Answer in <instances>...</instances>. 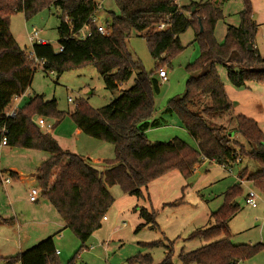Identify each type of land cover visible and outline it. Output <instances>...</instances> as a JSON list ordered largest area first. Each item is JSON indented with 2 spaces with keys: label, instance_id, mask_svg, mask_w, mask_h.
Instances as JSON below:
<instances>
[{
  "label": "trees",
  "instance_id": "16d2710c",
  "mask_svg": "<svg viewBox=\"0 0 264 264\" xmlns=\"http://www.w3.org/2000/svg\"><path fill=\"white\" fill-rule=\"evenodd\" d=\"M176 1L115 0L119 15H112L111 23L107 22L110 35L103 37L92 23L99 11L97 0H0V142L5 129L8 147L49 154L36 175L42 198L54 207L65 227L82 245L101 229L114 203L108 187L118 185L126 194L140 198L142 190L150 183L172 172L188 178L203 161L229 168L238 160L241 162L242 157H248L259 164L260 171L249 175L244 169L239 178L264 190V133L258 123L242 115L236 117L234 134L239 135L250 150L229 138L226 128L215 123L232 109L217 66L227 70L229 82L237 88L245 87L247 82L264 84V58L255 46L258 27L253 20L251 1L243 0L240 24L228 26L222 44L215 37L216 24L223 18L219 6L232 0L192 2L185 7H179ZM53 6L61 10L57 34L62 52L49 44L33 46V53L44 62L46 73L61 77L69 70L93 65L110 92L119 91L135 73L133 86L121 90L118 98L107 106L94 110L81 101L71 114L83 134L114 146L115 158L102 161L105 165L102 171L90 160L62 149L52 135L36 125L35 118L62 117L55 100L45 101L43 96H35L13 116L7 117L14 98L29 89L36 71L34 61L11 36V17L23 13L29 20ZM161 23L166 24L165 30H158ZM84 28H88L91 35L82 40L77 34ZM189 29L194 30L200 55L187 66L190 77L185 93L170 100L163 113L175 115L197 147L178 138L153 144L146 132L164 124L162 119H154L155 98L161 85L157 74L184 50L180 36ZM132 32L144 33L155 61L154 73H147L131 53ZM11 177H17L16 173H10ZM239 185L224 194V204L212 214L215 225L195 233L208 244L182 254V264H239L264 247L232 243L228 223L241 209L236 201L243 195ZM140 214L146 225L156 226L155 215L145 209ZM0 222L9 224L11 220L0 218ZM56 251L54 238L50 237L22 253L7 258L0 256V263L60 264ZM135 259L150 263L149 256ZM69 264H73V260ZM162 264H173L171 253Z\"/></svg>",
  "mask_w": 264,
  "mask_h": 264
},
{
  "label": "rangeland",
  "instance_id": "374dc122",
  "mask_svg": "<svg viewBox=\"0 0 264 264\" xmlns=\"http://www.w3.org/2000/svg\"><path fill=\"white\" fill-rule=\"evenodd\" d=\"M201 1L208 0H177L176 3L179 7H185L192 2ZM250 1L253 20L258 27L255 46L259 55L264 58V0ZM97 3L99 7L96 15L97 25L106 27L111 23L113 14L119 15V9L115 0H97ZM219 7L223 18L216 24L215 37L218 43L222 44L228 26H239L244 1L223 2ZM60 15V8L54 6L42 10L29 20H26L23 13H18L11 17L9 31L20 49L27 54L32 53L33 45L28 41V34L33 28L39 31L41 40L46 41L58 51L57 29L60 25ZM143 36L144 33L132 32L129 49L147 73H154L155 61ZM194 38L193 29L181 35L180 41L184 50L165 64L163 69L167 71L168 82L160 85V92L155 98L157 111H164L170 100L185 93L190 77L187 66L194 63L200 55L199 44L194 41ZM217 70L232 103V109L215 123L226 128L229 138L241 142L250 150L246 142L239 135L234 134L236 117L242 115L256 121L264 133V84L247 82L245 87L237 88L229 82L227 70L223 66H217ZM134 79L135 73L119 91L110 92L106 90L97 68L93 65L69 70L61 77L53 72L46 73L39 66L33 74L31 86L24 93L23 99L13 100L8 113L12 112L16 106H23L35 96H43L45 101L55 100L57 110L62 113V117H43L52 129L42 131L52 133L64 150L91 160L95 168L102 171L105 168L102 161H111L115 158L114 146L83 134L77 129L71 114L81 101L86 102L94 110L107 106L118 98L121 90L132 87ZM159 115L164 119V124L152 129L151 133H147L151 143H168L178 138L193 148L197 147L196 142L175 115L162 114V112ZM37 119L35 118V121ZM75 131H79L77 135ZM27 150L21 147L3 148L0 151V170H8V165L12 164L29 168V160L27 156H24L27 155ZM33 153L30 155L49 157L46 152ZM241 160L240 164L229 168L207 160L203 161L188 178L179 172H172L150 183L147 189L142 190L143 196L140 198L126 194L118 185L108 187L114 203L106 214V220L102 221L101 229L95 232L84 245L70 229L62 230L54 237L56 249L61 254L60 264H69L71 260L73 264H145L135 259L139 256H149V264H162L169 253H171L173 264H182L180 258L182 254L194 252L208 244L204 238L195 233L215 225L212 214L224 204V194L239 185L237 181L239 173L244 169L249 175L260 171L256 161L248 157H242ZM229 170H232V175ZM8 177L10 178V174L6 173L5 178ZM10 185H13L12 198L21 200L18 208L23 211V215L19 213L18 216L19 220L25 224L28 208L31 207V204L28 206L25 200L27 187L12 184V179ZM10 185L7 187H11ZM239 186L243 190V195L236 201L241 209L228 223L232 243L236 246L258 248L264 245V190L248 181L245 185ZM249 189L254 190L259 196L257 208H252L245 203V196ZM5 197V191L0 187V200L6 203ZM46 201L40 198L41 203ZM6 207L9 206L0 205L3 210ZM142 209L155 215V227L146 225L140 214ZM142 225L145 226L140 228ZM15 226L11 225L14 228L13 231V228L0 225V246L10 255L20 252L19 235ZM36 228L38 227L33 225L19 230L21 237L33 236L32 233L37 231ZM38 242L40 241H32L28 247H23L24 251ZM239 264H264V247L245 257Z\"/></svg>",
  "mask_w": 264,
  "mask_h": 264
},
{
  "label": "crops",
  "instance_id": "0c3cea01",
  "mask_svg": "<svg viewBox=\"0 0 264 264\" xmlns=\"http://www.w3.org/2000/svg\"><path fill=\"white\" fill-rule=\"evenodd\" d=\"M160 112H162V114H163L162 110L157 111L154 119H156V120L162 119V121H164L162 116L159 115ZM152 129H156V128H152ZM152 129L148 130L146 132V134L151 133ZM75 132H76L75 135H77V133L79 131H75ZM49 134L55 137V135H53L52 133H49ZM196 146H197V144H196ZM3 148H5V147H3ZM3 148H0V151H2ZM33 152H35V150H27V155H24V156H27V158L29 160V163H30V164H28L29 168L20 167V166H17L15 164H12V165H8V170H2L5 174L6 173L7 174L16 173L17 177H15V178L11 177L12 184L15 183V184H20V185L27 187V195L25 197V200H26V202H28V206H29V204H31V207L28 208V210H29L27 213L28 217L25 219V224H23V222H21L19 220V216H18L19 213H21L23 215V211L18 208V205H20L21 200H18V199L15 200L12 198L13 185L9 184L11 187H7L8 185H3L0 182V187H1V189H3V191H5V195H6V197H5L6 203H5V201L0 200V202H2V204H0V205L2 207L5 204L7 206H9V207L4 208L5 210H3V208H0V218L3 220H11V223H9L8 225L6 223H3V222H0V225L8 226L10 228H13V227H11V225H13V226L16 225L15 229L19 235V246H18L19 251H20L19 253L24 252L23 247H28V245H30V243H32V241L33 242L34 241H42V240H44L46 238H50V237L54 238L57 235H59L62 230L67 229L65 227L63 221L61 220L60 216L58 215L57 211L54 209V207L48 201L42 202V203L40 202V198L42 197V192L40 193V197H39L37 202L32 203L29 200V195H30L31 189L38 188L41 191L40 187L37 184L36 175H37L38 168L40 167L42 162H44L47 159L44 157L41 158L37 155H35V156L30 155V154H34ZM92 163H94V162H92ZM0 168H1V165H0ZM33 225H36L38 227V228H36L37 231L32 233V234H34L33 236H35V238L32 235H28V237H24V236L21 237L22 234L20 233L19 230H23V229L27 228L28 226H33ZM13 231H14V228H13ZM54 243H55V241H54ZM55 248H56V246H55ZM0 256L7 258V257H11L14 255L8 254L0 246ZM59 256H61V254ZM0 264H4V263H0Z\"/></svg>",
  "mask_w": 264,
  "mask_h": 264
},
{
  "label": "built area",
  "instance_id": "2783aa9c",
  "mask_svg": "<svg viewBox=\"0 0 264 264\" xmlns=\"http://www.w3.org/2000/svg\"><path fill=\"white\" fill-rule=\"evenodd\" d=\"M22 1V0H21ZM92 23L94 25L97 26L98 28V31L99 33L103 36V37H108L110 35V29L106 26V27H103V26H98L97 25V18L94 17L92 19ZM167 28L166 24L164 23H161L159 26H158V30H165ZM91 34L89 32V29L88 28H84L83 30H81L77 36L84 40L86 39L87 37H89ZM28 41L31 45L35 46V45H46L47 42L44 41V40H41L39 38V31L36 30L35 28L32 29V31L28 34ZM58 52H62V49H58ZM29 58L31 59V61H34L35 63V66L36 68L37 67H42L43 69V65H44V62L43 61H40L38 60L34 53H33V47H32V53L31 54H28ZM157 77H158V80L160 82V84H165L168 82V75H167V71L164 70V69H160L158 74H157ZM24 97V94H20L19 96L15 97L14 100H21L23 99ZM71 102V100H69ZM19 107L16 106L14 109H12V112L10 111L9 113L7 112V117H10V116H13L14 115V112L18 109ZM36 125L41 129V130H51L52 129V126L47 124L46 121L40 117L38 118L36 121H35ZM2 133H3V137H2V140L0 142V148H3V147H7L8 146V141H7V137L5 136L7 134V131L5 129L2 130ZM240 163V160L237 161V164ZM230 174L232 175V170H229ZM237 181L240 185H245L246 181L245 180H242L239 178V176L237 177ZM0 182L3 184V185H9L11 183V179L8 177V178H5V173L3 171L0 170ZM40 193L41 191L38 189V188H33L31 189L30 191V195H29V200L32 202V203H35L38 201L39 197H40ZM258 201H259V196L257 195V193L252 190V189H249V192L246 194L245 196V203L246 205L248 206H251L252 208H257L258 207ZM104 220H106V217L104 218ZM56 255H60V252L59 251H56Z\"/></svg>",
  "mask_w": 264,
  "mask_h": 264
},
{
  "label": "water",
  "instance_id": "95a60500",
  "mask_svg": "<svg viewBox=\"0 0 264 264\" xmlns=\"http://www.w3.org/2000/svg\"><path fill=\"white\" fill-rule=\"evenodd\" d=\"M216 3H218V1H216ZM251 49V47H249Z\"/></svg>",
  "mask_w": 264,
  "mask_h": 264
}]
</instances>
